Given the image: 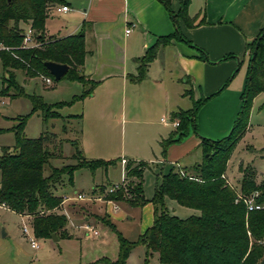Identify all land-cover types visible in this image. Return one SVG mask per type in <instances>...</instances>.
Wrapping results in <instances>:
<instances>
[{"label":"trees","instance_id":"1","mask_svg":"<svg viewBox=\"0 0 264 264\" xmlns=\"http://www.w3.org/2000/svg\"><path fill=\"white\" fill-rule=\"evenodd\" d=\"M158 1L168 12L175 27L172 33L158 37L137 58V74L130 77L135 82L146 77L148 65L155 59L161 47L172 40L189 43L180 30L178 20L182 19L188 27L193 26L194 19L187 12L190 0H179L177 12L172 10V0ZM63 3L64 0H0V44L8 47L0 48V67L7 74L2 80L0 96L8 95L11 87L18 90L14 70H22L26 77L48 76L54 79L44 65L46 61L67 64L69 69L61 79L77 81L84 87L81 94L73 95L68 101L53 104L45 103L41 96L28 95L32 112L40 110L44 120L60 117L57 110L92 95L98 85L97 81L80 72L87 54L85 27L64 37L45 34L46 19L56 5ZM19 23L31 26L37 46L21 47L22 28ZM247 48L251 52V59L240 95V108L229 133L219 139L200 136L202 159L190 169L193 172L185 170V175H180L178 170L171 171L156 185L153 221L139 236L138 242L145 245L146 255L156 252L163 264H261L264 259V209L247 211L242 201H235L234 188L222 177L234 146L247 130L252 101L264 89V26ZM199 58L207 59L203 51H200ZM18 92V96L24 94L22 88ZM11 96L15 97L16 94ZM207 99L209 97L193 101L189 110L171 113L170 119L177 120L178 125L167 138L160 141L162 156L169 145L180 142L191 130L198 134L197 113ZM65 117L68 122L70 119L81 118L74 114ZM26 119V116L20 118L19 123L12 128V151L2 147L0 203L16 213L31 217L30 224L35 237L51 238V234H55L58 238H70L66 231V215L53 212L63 201L62 197L54 194V188L63 182L65 176L71 183L73 173L78 169L86 168L91 172L98 168L105 170L116 165L119 159H87L76 141L71 143L75 151L70 157L77 158V162L54 166L50 161L62 157L61 140L59 148L54 150L55 147H49L57 138L54 133L43 131L36 138L26 137L23 132ZM65 131L64 125L63 132ZM148 166L149 163L143 160H126L122 185L115 191L106 193L104 198L130 207L144 206L147 200L143 194L142 176ZM46 167L49 168L48 174L44 173ZM239 171L242 172L239 188L242 195L247 197L257 191L256 201L264 202V179L256 183V171L251 166H240ZM163 196L197 209L200 214L185 219L169 214L163 208ZM108 225L115 230L113 223L108 222ZM117 234V260L110 262L102 258L95 263L125 264L137 242L128 241L119 232ZM146 261L147 259L143 264H147Z\"/></svg>","mask_w":264,"mask_h":264},{"label":"crops","instance_id":"2","mask_svg":"<svg viewBox=\"0 0 264 264\" xmlns=\"http://www.w3.org/2000/svg\"><path fill=\"white\" fill-rule=\"evenodd\" d=\"M63 5L68 6L69 10L57 11ZM171 7L177 12L179 0H172ZM187 12L194 19L193 26L188 27L182 19L178 20V25L189 43L172 40L161 47L155 59L148 65L146 77L139 82L130 78L137 74V58L158 37L172 33L175 27L158 0H64L63 4L53 8L52 14L46 19L45 34L48 36L64 37L85 27L87 54L80 72L98 82L92 95L64 106L74 105L78 108L77 113L66 115H80L83 119L92 117L93 125L98 129L111 130L119 118L123 117L128 123L140 121L144 125L143 136L139 139L142 151L120 149L121 155L117 157L119 161L116 166L120 167L121 176L119 181L107 184L108 188L124 181L125 163H122V159L144 161L147 158L146 149L149 147L151 150L154 147L159 148L160 153L158 157L152 151L153 156L147 158L149 164L169 162L178 165L177 170L185 171L201 162V138L192 130L180 142L169 145L165 155H161L160 141L167 138L175 128L171 123V113L191 109L193 101L209 97L197 113V128L201 135L210 139L219 138L232 126L240 108V95L251 59L247 45L264 26V0H190ZM22 25L29 24L19 23L21 28ZM199 50L205 53L206 60L199 58ZM28 78L30 77H24L23 80L27 81ZM260 104L264 109V89L254 97L249 119H252L255 108ZM262 109L257 114L264 120ZM158 114L167 115L169 122L167 119L162 121L163 117L159 122L152 120ZM250 127L251 123L247 129ZM94 143L100 144V139H94ZM87 150L82 137V154H89ZM195 151L194 159H190L193 162H184ZM62 185L64 179L54 188V194ZM102 185L103 182L99 189L93 188L94 195L96 190L97 193L105 195L102 189L106 191L107 187L104 185L105 188L101 189ZM67 199L63 198L53 212L58 213ZM99 200L92 199L93 202ZM102 200L106 201L104 197ZM108 203H116V207L121 204L109 200ZM133 208L135 207H127L129 210ZM149 212L148 209L147 222H150ZM153 212L154 210L152 221ZM127 213L128 217L131 213ZM109 214L113 218L111 209ZM66 217L78 222V212L72 203L68 205ZM84 220L87 222L88 218L85 216ZM97 260L100 259L90 264L100 263H95Z\"/></svg>","mask_w":264,"mask_h":264},{"label":"rangeland","instance_id":"3","mask_svg":"<svg viewBox=\"0 0 264 264\" xmlns=\"http://www.w3.org/2000/svg\"><path fill=\"white\" fill-rule=\"evenodd\" d=\"M26 27L22 25L23 29H26ZM14 76L18 90L11 87L8 95L0 96V102H3L0 105L1 150L2 147H6L8 151H12L11 146L14 144L12 128L19 123L20 118L26 116V124L23 129L26 137L36 138L43 131L54 133L57 138L49 144L51 149L55 147L54 150L59 148V140H61L62 157L50 161L54 166L77 162V158L70 157L75 151L71 143L78 141L81 149L82 137L88 149L87 153H89H83V155L88 159H114L121 155V148L126 150L139 149L142 151V145L139 143V139L143 136L144 125L140 121L128 123L123 120L125 119L124 117L119 118L114 128L109 130L107 128H96L93 125L94 120L92 117L86 119H70L71 122H68L65 117L66 114L77 113L76 111H78V108L74 107V105L60 108L57 110L61 115L60 117L48 118L47 120L43 119L40 110L32 112V103L27 97L28 95L34 94L41 96L42 100L47 104L68 101L72 95L81 94L84 88L81 83L76 81L72 82L66 78L58 81L51 78L52 84L46 85L41 76L30 77L27 81H24L23 78L26 76L22 70H14ZM3 77H7V74L0 67V89L2 87ZM21 88L24 94L18 96V91ZM13 93L16 94L15 97L11 96ZM118 96L120 97V94ZM262 108V104L255 108L252 119H249L251 127L245 131L243 137L236 143L227 162L225 181L226 183L228 181L230 183L229 186L237 191L240 188L242 178V172L239 171L240 166L243 168L248 166L253 167L256 171V183L264 179V120L259 118L257 114V112H261ZM158 115L153 116L152 120H158L159 122L161 117L165 118L167 116L165 114ZM114 119L116 120L117 118ZM166 119L169 122V118L166 117ZM64 125L66 126L65 132H63ZM80 128H82L81 135L80 132L77 133L78 130L80 131ZM230 129L223 136L227 135ZM198 135L210 138L201 135L199 132ZM97 138L100 139V144L94 143V139ZM152 149L150 147L146 149L147 158L153 156L152 151L159 157V148L154 147ZM198 150L200 152V149ZM195 154L196 151L189 155V158L184 160V162H193L190 159H194ZM147 158L144 161H147ZM199 159H201V155ZM177 168L178 165L169 162L150 163L145 168L142 176L143 194L147 203L142 208L135 207L131 210L127 209L128 206L125 204H118L116 207V203H108L106 199V201L102 200V197L106 195L107 184L119 181L121 176L119 166H109L107 172L102 168H98L94 172L86 168L78 169L73 173L71 183L67 181V176H65L64 185L58 187L55 194L63 198H68L64 201L63 207L58 210V213H63L68 216V205L71 203L78 212V222L67 217L66 231L72 236L70 238L53 240L52 238L35 237L30 224L31 217L16 213L7 205L0 203V264H90V262L96 259H101L102 256H105L110 262H114L117 260L119 253L117 232L128 241L137 242L130 251L125 264H143L145 259H147V264H163L159 261L156 252H151L146 255L147 249L144 244L138 242V239L145 231L142 228L144 227L143 229H145L147 225H151L152 223L151 216L152 210H154L153 198L155 197L156 185L160 184L164 175L171 171H177ZM48 169L46 167L45 174H48ZM102 182L107 187L106 191L102 190L105 195L97 193L98 190L95 191V194L100 196L94 195L93 188L97 187L96 189H99ZM77 193L85 194L87 199H77ZM252 194H249L247 197H251ZM99 197V201H92V199L98 200ZM110 201L113 202V200ZM162 205L166 212L181 219L200 214L199 210L187 207L166 196L162 197ZM110 209L114 215L113 218L110 217ZM148 209L150 210V222H147ZM127 212L131 213L128 217L127 215L129 213ZM85 216L88 218L87 222L84 220ZM108 222L114 224L115 230L111 229ZM86 225H90L98 234L93 235L92 232H87L84 228ZM24 226L27 227V232H24ZM31 235H33L38 243L37 248L31 247L29 241ZM97 264L105 263L100 262Z\"/></svg>","mask_w":264,"mask_h":264},{"label":"built area","instance_id":"4","mask_svg":"<svg viewBox=\"0 0 264 264\" xmlns=\"http://www.w3.org/2000/svg\"><path fill=\"white\" fill-rule=\"evenodd\" d=\"M68 11L69 7L66 5H63L61 7L57 8V11ZM130 30V27L126 30L127 32ZM22 43H21V47L23 48H30V47H34L38 45L37 40L35 39L34 36V30L31 28L30 25H28L26 27V29H22ZM0 48H5L8 49V47H5L3 45L0 44ZM43 81L45 82L46 85H51L52 84V80L50 77L48 76H41ZM3 102H0V105ZM166 118H161L162 121H165ZM171 123L174 127H176L178 125V121L177 120H171ZM2 153V150L0 149V154ZM122 163H126V161L124 159H122ZM178 172L180 173V175H185V172L182 169H179ZM222 177L225 179L226 176L222 175ZM227 180V179H226ZM228 185H230V183L227 181ZM122 184V183H121ZM121 184H113L111 185L106 193H110L115 191L117 188H119L121 186ZM235 190V189H234ZM236 193V197H235V201H242L245 206H246V210L247 211H253V210H261L264 209V202H258L256 201V198L258 196V192L254 191L251 197H246L243 196L242 193L240 192V190H235ZM77 199H87L86 195L83 193H77L76 195ZM100 199V197H99ZM84 228L87 230V232H92L93 235H97L98 232L96 230H94L90 225H86L84 226ZM24 232H27L28 229L26 226H24L23 228ZM29 241L31 244L32 248H37L38 247V243L36 242L35 238L33 237V235H31L29 237Z\"/></svg>","mask_w":264,"mask_h":264},{"label":"water","instance_id":"5","mask_svg":"<svg viewBox=\"0 0 264 264\" xmlns=\"http://www.w3.org/2000/svg\"><path fill=\"white\" fill-rule=\"evenodd\" d=\"M10 0H7L9 2ZM45 67L49 71V73L53 76L55 81L60 80L68 71L69 67L67 64L46 61L44 63ZM51 238L53 240H57L58 237L55 234H51ZM261 264H264V259L262 260Z\"/></svg>","mask_w":264,"mask_h":264}]
</instances>
